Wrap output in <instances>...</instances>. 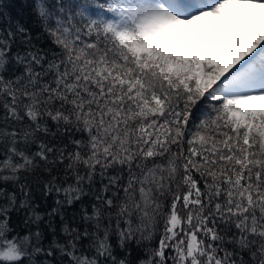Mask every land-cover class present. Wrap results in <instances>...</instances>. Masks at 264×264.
Segmentation results:
<instances>
[{"label":"snow or ice","instance_id":"obj_1","mask_svg":"<svg viewBox=\"0 0 264 264\" xmlns=\"http://www.w3.org/2000/svg\"><path fill=\"white\" fill-rule=\"evenodd\" d=\"M0 264H264V0H0Z\"/></svg>","mask_w":264,"mask_h":264}]
</instances>
